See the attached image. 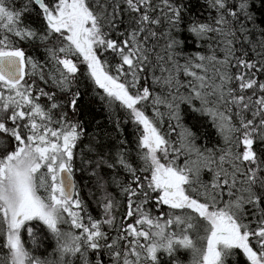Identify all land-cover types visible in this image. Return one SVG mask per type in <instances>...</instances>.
I'll use <instances>...</instances> for the list:
<instances>
[{"label":"snow or ice","instance_id":"1","mask_svg":"<svg viewBox=\"0 0 264 264\" xmlns=\"http://www.w3.org/2000/svg\"><path fill=\"white\" fill-rule=\"evenodd\" d=\"M185 254L264 264V0H0V264Z\"/></svg>","mask_w":264,"mask_h":264},{"label":"trees","instance_id":"2","mask_svg":"<svg viewBox=\"0 0 264 264\" xmlns=\"http://www.w3.org/2000/svg\"><path fill=\"white\" fill-rule=\"evenodd\" d=\"M192 11L194 13L199 12L201 5L203 3V0H190ZM187 36L186 33L182 34V37ZM189 49H191L192 41L189 39L187 41ZM84 117L91 119L95 118L101 121L102 124H107V117L106 114L103 112L101 106L96 102H90L86 103L84 107ZM185 122L189 124V126L193 127L194 131H201L203 129H207L209 133H211V129L208 127L207 124H204L202 119L198 116H195V114H187L185 117ZM43 251V250H41ZM185 264H187V255L185 254Z\"/></svg>","mask_w":264,"mask_h":264}]
</instances>
